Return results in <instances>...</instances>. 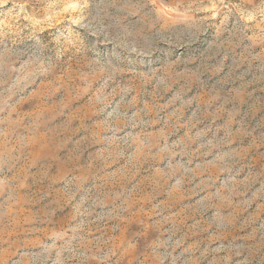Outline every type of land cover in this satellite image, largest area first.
<instances>
[{
	"label": "rangeland",
	"instance_id": "374dc122",
	"mask_svg": "<svg viewBox=\"0 0 264 264\" xmlns=\"http://www.w3.org/2000/svg\"><path fill=\"white\" fill-rule=\"evenodd\" d=\"M0 264H264V0H0Z\"/></svg>",
	"mask_w": 264,
	"mask_h": 264
}]
</instances>
